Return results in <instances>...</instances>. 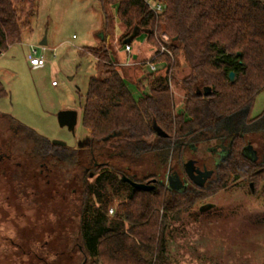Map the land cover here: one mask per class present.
Returning <instances> with one entry per match:
<instances>
[{
	"label": "trees",
	"instance_id": "16d2710c",
	"mask_svg": "<svg viewBox=\"0 0 264 264\" xmlns=\"http://www.w3.org/2000/svg\"><path fill=\"white\" fill-rule=\"evenodd\" d=\"M153 1L162 4L161 11L152 10L147 0H100L104 29L114 18L109 6H116L121 44L145 33L158 52L161 32L172 44L171 53L161 54L165 71L155 74L149 91L138 97L118 67L113 45L95 48L99 74L89 77L82 112V124L91 131L87 146L53 144L0 112L3 150L37 163L48 158L52 174L78 177V238L85 264H167L165 235L171 221L226 188L231 179H249L253 193L264 184V111L251 116L264 91V0ZM36 4L0 0L2 53L22 39V22L34 14ZM181 58L187 66L182 78L185 101L183 110L176 112L170 83ZM231 71L236 73L234 82ZM205 88L210 89L207 94ZM7 95L0 82V97ZM205 143L214 148L204 151L214 170L211 181L183 191L169 189L167 174L186 175L188 154ZM123 176L155 186L144 191Z\"/></svg>",
	"mask_w": 264,
	"mask_h": 264
},
{
	"label": "rangeland",
	"instance_id": "374dc122",
	"mask_svg": "<svg viewBox=\"0 0 264 264\" xmlns=\"http://www.w3.org/2000/svg\"><path fill=\"white\" fill-rule=\"evenodd\" d=\"M109 10L114 18L111 27L104 29L100 0H37L34 14L22 22V39L11 45L7 51H0V82L8 92L7 96L0 97V112L16 118L51 141L59 139L70 147L87 146L90 136L82 124L83 103L89 77L99 74L92 52L101 46V33H111L113 38L118 29L117 25L120 26V33L114 44L117 49L123 51L121 54L126 52L119 41L123 29L116 15V6H109ZM44 39H47L45 50L41 44ZM146 41V35L142 33L135 39L134 44ZM149 44L152 51L148 57L144 55L138 60H133L129 58L131 53L127 52L129 59L118 60V67L122 72L125 67L134 69L128 71L132 79L128 76L125 78L136 97L143 91H149V87L147 84L141 87L135 81L147 79L150 82L155 74L165 71L164 57L156 54L157 47L153 41H149ZM33 48L47 59L44 67L33 69L29 64L28 59ZM143 50L146 52L145 48ZM154 57L156 70H152L148 63ZM122 63L130 64L124 66ZM186 73L187 66L181 58L173 69L170 83L176 112L184 107L185 91L182 78ZM53 81H56L55 86ZM63 109H74L78 112L74 129L59 124L57 115ZM263 111L264 91L258 95L251 116L255 117ZM208 145L199 144L198 152L194 155L188 154V159L201 165L210 156L204 153L205 149L214 150ZM208 164L211 167L209 161ZM74 175L66 177L62 173L63 185L80 188L78 182L75 183L77 185L71 182L75 178ZM180 175L187 178L185 174ZM249 183V179H231L226 188L198 201L179 220L171 221L165 235L166 263L264 264V184L260 185L258 193H253ZM188 184L194 185L189 179ZM8 201V198L0 197V209H6ZM207 203L214 204V207L202 211V207ZM116 204L117 198L111 203L114 212ZM34 205L30 203L31 207ZM44 207L47 209V223L54 217L50 211L56 209L58 223L61 224L56 231H52L53 227H56L53 223H48L51 226L47 224L46 230L42 227V233L46 234L45 239L48 241L46 248L50 249L51 253L60 248L63 253L56 260L52 256V260L48 262L32 261L29 264H83V254L77 249L73 250L71 245L52 244L57 235L68 238L79 235V190L72 194L71 191L63 192L56 198H48L47 194ZM114 212L109 213L113 215ZM7 215L8 213L0 212L1 233L4 236H12L16 231L23 234L22 218L6 219ZM35 226L32 223L31 228L36 229ZM0 264L16 262L0 261Z\"/></svg>",
	"mask_w": 264,
	"mask_h": 264
},
{
	"label": "flooded vegetation",
	"instance_id": "af4514ba",
	"mask_svg": "<svg viewBox=\"0 0 264 264\" xmlns=\"http://www.w3.org/2000/svg\"><path fill=\"white\" fill-rule=\"evenodd\" d=\"M250 150L253 152V155L256 156L252 146H250ZM48 160V158H45L44 161L41 160L37 163L30 158L12 157L9 152L0 147V197L9 199L7 203L5 202L7 210L3 207L0 209V212L4 214L8 213L6 219L14 220L20 217L23 220V234L20 231H16L12 236H4L0 228V261L16 262V264H29L32 261L48 262L52 260V256L56 260L57 257L63 253L60 248L55 249L54 253H51V250L46 248L48 241L45 239L46 234L42 233L44 232L42 231V227L46 230V225L48 223H53L56 227H53L52 231H56L61 224L58 223V210L56 209L50 211L54 217L47 223V209L46 207L43 208V206L46 202L47 194L48 198H56L63 192L71 191V194L76 193L77 187L63 185L62 176L51 173L54 170L47 166L46 161ZM208 161L209 160L206 159L201 165L195 162V165L201 169L205 166L208 168ZM209 169L213 168L209 167ZM213 176L214 173L212 177L205 182V185L211 181ZM186 177L195 184L189 178L188 174H186ZM94 179L95 176L91 174L90 180L94 181ZM183 179L185 178H182V180ZM71 182L73 184L77 183L78 177L75 176ZM188 185L187 187H190ZM251 186L253 187V183H251ZM31 202L35 204L33 207L30 206ZM32 213L33 215H31ZM32 223L36 225V229L31 228ZM48 225L51 226L50 224ZM78 240V236L75 238H68L57 235L52 244L56 246L71 245L73 250L77 249V251L83 253V248ZM85 261L83 264H85Z\"/></svg>",
	"mask_w": 264,
	"mask_h": 264
},
{
	"label": "water",
	"instance_id": "95a60500",
	"mask_svg": "<svg viewBox=\"0 0 264 264\" xmlns=\"http://www.w3.org/2000/svg\"><path fill=\"white\" fill-rule=\"evenodd\" d=\"M132 41V38L126 39L124 42L125 43H130ZM42 45L47 44V39H44L41 42ZM229 79L234 82L236 80V73L234 71H231L229 73ZM210 91L209 88H205L204 94H207ZM58 121L61 126H67L69 129H74L77 119H78V112L74 109H63L58 112ZM155 130L158 133L164 134L162 132L161 128L158 127L156 124L154 125ZM53 144L56 145H61V146H67L65 141L59 140V139H54L52 140ZM185 170L189 176V178L198 186H204L205 182L212 177L214 170L209 169L206 166L201 169L200 167H196L195 161L194 160H188L185 163ZM123 179L130 183L133 187L144 190V191H149L154 188V183H151L150 181L148 182H139L132 180L131 178L127 176H123ZM154 182L156 181L155 179L153 180ZM167 186L171 190H177V191H183L186 189L188 185V179H183L181 178L180 175L173 174L169 172L167 174ZM214 207V204L207 203L202 207V211H207Z\"/></svg>",
	"mask_w": 264,
	"mask_h": 264
},
{
	"label": "built area",
	"instance_id": "2783aa9c",
	"mask_svg": "<svg viewBox=\"0 0 264 264\" xmlns=\"http://www.w3.org/2000/svg\"><path fill=\"white\" fill-rule=\"evenodd\" d=\"M149 7L154 10V11H161L162 10V4L160 3H155L153 0H147ZM158 39V43H159V50L158 52H156L157 55H161L165 52L171 53L169 46L172 44V38L165 32L161 33V37H157ZM43 49L45 50V45H42ZM125 47V51L128 53L132 52V45L130 43H125L124 45ZM156 58V57H154ZM153 58V59H154ZM150 60L149 63V67L152 70H156V65L153 63L154 60ZM29 64L31 65V67L33 69H39L44 67L47 64V59L45 58V56L43 54H40L36 48H33L32 53L29 55ZM130 63H122V65H129ZM53 84H56V81H53ZM109 212L113 213L114 212V208L111 207Z\"/></svg>",
	"mask_w": 264,
	"mask_h": 264
},
{
	"label": "crops",
	"instance_id": "0c3cea01",
	"mask_svg": "<svg viewBox=\"0 0 264 264\" xmlns=\"http://www.w3.org/2000/svg\"><path fill=\"white\" fill-rule=\"evenodd\" d=\"M119 19V18H118ZM117 27H118V29H116V32H115V34H113V38H112V35H111V33H107L106 35L102 32L101 33V38H100V42H101V46H105V45H111V41L113 42L112 43V45H113V48H114V50H115V52H116V56H117V59L118 60H120V59H123V60H125V58L126 59H133V60H138L140 57H142V56H146V57H148L149 56V54L151 53V51H152V48H151V45L149 44V39L147 38V36H146V38H147V41H146V43H137V44H134V41H135V39L138 37V36H140V35H138V36H136L135 37V39L132 41V42H130V43H132L131 45H132V52H131V55H129V58L127 57V55L126 54H128L127 52H125V53H122L121 54V51L122 50H120L119 48L117 49V47H115V44H114V41H116V38H117V36H118V34L120 33V26L119 25H117ZM146 35V34H145ZM123 44H125V42H123L121 45H123ZM122 47V46H121ZM145 48V51L146 52H144V49ZM120 50V51H119ZM120 52V53H119ZM123 52V51H122ZM124 66H129V65H124ZM130 70H134V69H132V67H125L124 68V71H123V73L125 74V76H128V77H130V75L128 74V71H130ZM130 79H132V77H130ZM144 80H146V81H144ZM151 81V80H150ZM139 86H141V87H145V84H147L148 85V87L150 86V82L147 80V79H142L141 81H135ZM53 83V82H52ZM54 86L56 85V84H53ZM88 130V132H89V136H90V134H91V131L89 130V129H87ZM79 147V146H78Z\"/></svg>",
	"mask_w": 264,
	"mask_h": 264
}]
</instances>
